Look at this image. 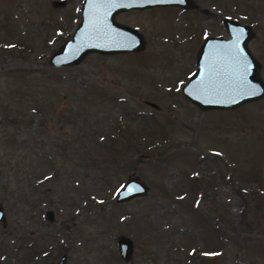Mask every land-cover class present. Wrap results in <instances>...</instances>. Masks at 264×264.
<instances>
[{
    "label": "rangeland",
    "instance_id": "1",
    "mask_svg": "<svg viewBox=\"0 0 264 264\" xmlns=\"http://www.w3.org/2000/svg\"><path fill=\"white\" fill-rule=\"evenodd\" d=\"M193 2L116 14L141 50L90 53L47 78L83 0H0V264H264V99L202 111L182 94L203 40L228 38L224 17L252 27L264 78V0ZM15 110L34 131L18 151L3 121ZM133 176L147 194L117 203Z\"/></svg>",
    "mask_w": 264,
    "mask_h": 264
},
{
    "label": "water",
    "instance_id": "2",
    "mask_svg": "<svg viewBox=\"0 0 264 264\" xmlns=\"http://www.w3.org/2000/svg\"><path fill=\"white\" fill-rule=\"evenodd\" d=\"M179 6L194 9L193 0H83L80 21L70 39L49 58L54 68L74 66L86 55H114L139 51L144 39L137 29L119 23L116 14L153 7ZM228 38L209 36L196 55V69L182 87L183 96L202 111L231 110L264 99V78L261 64L248 47L254 37L252 27L224 17ZM155 106L154 104H152ZM149 187L138 176L129 177L118 191L115 201L124 203L147 194ZM51 212L48 219L52 220ZM0 223L6 226V214L0 204ZM119 256L129 260L133 242L126 236L117 240ZM65 255L58 264H63Z\"/></svg>",
    "mask_w": 264,
    "mask_h": 264
},
{
    "label": "trees",
    "instance_id": "3",
    "mask_svg": "<svg viewBox=\"0 0 264 264\" xmlns=\"http://www.w3.org/2000/svg\"><path fill=\"white\" fill-rule=\"evenodd\" d=\"M56 71H57L56 68H51V69L47 70L44 75L47 76V78H55L54 73H56ZM35 86H36V88H34V89H37V90L40 89V91H42V90L48 91L47 89H53V87H54L53 84H49L47 79L46 80L38 79V82ZM24 89L26 92L31 91L30 90L31 87H25ZM17 95L20 97V99L24 100V103L17 102L18 106L24 105V108H28V107H32V105H33V107L36 108V110L38 112H42L40 109L41 106L43 107L42 98L40 99V101L35 102L36 104H31L30 100L27 99L26 95H24L20 92H17ZM3 121H4L5 125H15V146L17 147V151L19 150L20 146H23L25 143H26V145H28L31 142L30 140L34 138V136L32 135L34 131L31 127V120L29 118V115L21 113V110H15V114L7 115L3 119ZM42 124H44V122ZM20 129H21V131H20ZM19 137H21L20 140H19ZM10 140H13V138H12V136L9 135V136H7L5 141H10ZM18 155H20V154L18 153ZM41 155L42 154L39 153V157H41ZM88 156H89V154H88ZM25 159H26L25 156H21L20 160H17V162L15 164L16 165L15 169L20 168V169H22V172H23L24 166H25V164H24ZM7 164H9V162ZM25 173H27V171H25ZM238 188L242 189V186L239 184ZM252 193L254 194V193H256V191H253ZM249 194H251V192Z\"/></svg>",
    "mask_w": 264,
    "mask_h": 264
}]
</instances>
